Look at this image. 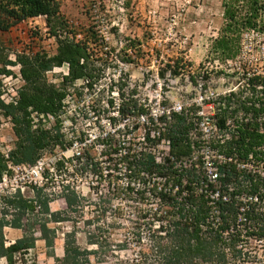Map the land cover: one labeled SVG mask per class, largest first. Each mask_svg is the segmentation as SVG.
Instances as JSON below:
<instances>
[{
    "label": "rangeland",
    "instance_id": "rangeland-1",
    "mask_svg": "<svg viewBox=\"0 0 264 264\" xmlns=\"http://www.w3.org/2000/svg\"><path fill=\"white\" fill-rule=\"evenodd\" d=\"M59 4L61 15L70 25V35L85 45L98 79L91 88L82 80L67 86L68 95L60 112L66 147L42 154L39 162L46 179L39 184V178L32 173L34 165L24 164L12 170L11 186L0 189L13 194L23 188L21 194L33 195L32 185L42 188L51 200L50 211H60L58 217L64 219L47 224L54 232L52 247H46L38 232L39 224L27 214L21 216V228L3 227L5 244L21 237L32 224L35 246L22 256L17 254L15 264H60L57 259L64 254L67 233L75 245L88 252L87 259L79 264H151L153 236L164 232H156L162 222L155 214L158 202L144 189L143 181L161 186L165 178L136 177L130 180L133 189L129 190L119 150L146 147L157 157L166 156L167 133L156 134L163 132V125L154 118L150 121L136 117L137 130L124 129V115L118 105L122 100H135L149 111V117L176 103L185 109L193 105L194 111L212 115L214 96L245 85L253 73L264 76V32L244 30L236 55L226 59L213 50L224 23L222 0H59ZM55 51L56 39L48 33L43 16L21 20L0 31V52L11 61H15L16 53L52 55ZM7 69L12 74H0V87L2 97L10 100L16 97L22 80L18 64L8 65ZM65 73V67H53L46 77L58 86ZM199 95L206 102H201ZM112 118H116L114 125ZM53 123V119L45 121L47 127ZM117 128L120 130L115 132ZM145 132H150L153 139L146 146ZM14 141L10 119L0 115V149H11ZM202 152L199 157L215 159L208 148ZM74 154H79V160H70ZM199 157L193 162L189 157L171 158L168 172H176L168 177L169 186L177 173L182 174L183 186L189 184L191 171L194 176L210 175ZM57 158L64 159V168L49 174L47 168ZM180 168L183 171H178ZM247 169L264 174L262 163H250ZM69 190L77 191L81 197L75 210H67L61 198ZM242 197L241 208H246L248 198ZM6 198L5 194L0 196V218L12 221L17 211ZM259 207L264 209V203ZM259 221L264 224V219ZM244 231L237 245L241 256L229 257L228 261L264 264V238L245 235ZM0 264H7L4 258Z\"/></svg>",
    "mask_w": 264,
    "mask_h": 264
},
{
    "label": "trees",
    "instance_id": "trees-1",
    "mask_svg": "<svg viewBox=\"0 0 264 264\" xmlns=\"http://www.w3.org/2000/svg\"><path fill=\"white\" fill-rule=\"evenodd\" d=\"M222 8L224 23L214 40L213 50L227 59L236 55L238 39L244 30L258 29L264 32V0H222ZM59 9V0H0V31L8 30L21 20L43 16L48 33L56 39V51L52 55L16 53L15 61H11L0 52V74L11 75L7 66L18 64L22 80L15 103L4 102L0 87V115L10 119L15 136L7 157L0 151V177L5 172L11 174L8 164L32 166L45 151H52L56 147L63 150L64 135L60 132L58 116L68 95L67 86L82 80L87 88H91L98 79L85 45L73 40L70 25ZM89 38L92 39H86ZM61 66L66 67V73L60 76L59 85L56 86L48 81L46 73L53 67ZM249 82L251 85L259 83L262 88L258 91L252 87L250 97L243 98V93L239 91L219 100V128H224L229 112L234 114L241 110L249 114L250 119L240 122L230 139L218 145L219 152L232 161L218 165L215 182L208 181L205 175L194 176L191 171L190 185L183 186L182 174L177 173L169 186L168 177L176 172H168L170 159L164 158L162 163H157L151 153L144 151L139 152L136 166L128 167L126 174L129 178H165L161 186L154 181H143L144 189L154 194L158 202L155 214L162 222L156 232H164L163 235L153 236L151 264H231L229 257H240L242 254L237 245L242 240L243 229L245 235L264 238V224L259 221L264 219V209L259 207L264 203V174L239 169L233 163L240 161L264 165V119L257 121L258 117L264 116V77L253 76ZM131 100L128 99L126 103L122 101L119 107L122 114L132 112L127 107H132L135 113L144 111L142 105ZM47 115L54 118V124L50 127L43 121L47 120ZM186 118L183 112L173 113L170 122L166 123L170 155L174 158L188 157L191 153ZM146 139L149 140L148 133ZM128 189L132 190V187ZM30 191L33 195L17 191L5 199L17 211L12 221L0 218V259L4 258L7 264H15L17 254L22 256L34 248L36 237L32 224H29L21 237L6 245L3 227L21 228V216L27 214L29 219H36L34 222L39 224L40 238L49 248L52 247L54 232L48 227V222L64 220L58 217L60 211H50L51 200L42 193V188L31 186ZM215 193L217 196L211 197ZM242 195L245 199L249 198L244 210H241ZM224 196L226 199H223ZM61 198L67 210H75L81 199L75 190L64 192ZM38 215L41 218H37ZM240 216L245 220L238 222ZM69 234L64 241V254L57 260L60 264H79L87 259L88 252L75 245L69 239Z\"/></svg>",
    "mask_w": 264,
    "mask_h": 264
},
{
    "label": "built area",
    "instance_id": "built-area-1",
    "mask_svg": "<svg viewBox=\"0 0 264 264\" xmlns=\"http://www.w3.org/2000/svg\"><path fill=\"white\" fill-rule=\"evenodd\" d=\"M251 30L253 31L254 29H251ZM260 33H263V32H260ZM253 76L264 77L260 74H255V73H253L251 77H253ZM251 77L249 76L247 78V80L244 82L245 85L239 84V86H237V87L229 88L226 91V93H223L222 95H220V94H218L216 96L212 95V96H214L211 99V101L214 104V113L212 115H206L202 111H194L195 109H194L193 105H191L188 109H185L180 104L176 103L171 108L163 107L158 115H153L152 117H149V116H147V115H149V111L144 107V105H142V108L144 109V111L143 112L137 111L136 113L133 112V110L131 109L132 107H127L132 112L131 113L126 112V113H128L127 115L123 114L125 117L123 116L124 123L122 126L124 129H126L130 132H133L134 130H137V123L135 121L136 117H141L143 120L149 119L150 121H153V118H154L155 122L159 121V123L161 125H163V132H157L156 133L158 136H160L161 134H163L165 132V130H166L165 127L167 125L166 123L170 122L172 114L173 113L181 114L183 112L187 117L186 118L187 123H189L187 137L190 141V147H191V153L188 156L190 159V162L191 161L193 162L194 160L198 159V157H199L198 153L202 154L203 148H208L213 153V155H211V156H213L215 159H210L207 156L205 157V156L201 155L199 157V159H200L199 162L201 163L203 168L207 169L210 172V175H207V174L205 175L207 177L208 181L215 182L217 180V177H218V172H217L218 165L225 163V162H231L232 161L231 158H227L223 155L222 152L221 153L219 152V146L218 145L223 143L225 140L230 139L231 134L238 128V125L240 124V122H242V121L246 122L250 119V115L247 113H244L241 110L237 111L234 114L229 112V114L225 117L224 128H219V126L217 124V121H218V116H217L218 108L217 107L219 105V100L221 97H230L232 94H235L239 91H241L243 93L242 94L243 98L250 97L252 87H254L256 90L259 91L262 88V85L259 83L251 85L249 82V79ZM2 96L3 95H1V98L6 103H9V102L15 103V101H16V97H12L10 100H5ZM199 97H200L201 102H206L205 99L201 97V95H199ZM247 104H249V103H247ZM120 105H118L119 111H120V108H119ZM161 117H163L164 119L161 120ZM58 118L60 120V132L64 135V133L62 132V129H61L62 128V123H61L62 121L60 119V114H59ZM46 119L47 120L53 119V121H54V118L51 115H47ZM263 119H264V116L263 117L261 116V117H258L257 121H261ZM47 120L43 119V121H47ZM35 121H36V118H35ZM111 121L114 125V121H116V118H112ZM118 130H120V129L117 128L115 130V132ZM147 133L149 134V140L146 139ZM150 136H151L150 132H145V134L143 135V142L145 143V146L153 140ZM152 136H153V138H155L154 135H152ZM162 142H165V141L162 140ZM166 142H167L168 153L166 156H162V157H157L152 151H150L149 149H146V147H138V149H135L133 147L125 149L123 147L122 150H119V159L122 161L123 166H124V168H123V171L125 172L124 175L127 176L126 173L128 172L127 169L129 166L131 168H134L136 166L135 162L137 161L138 156H139V152H141V151L151 153L154 156L155 161L157 163H162L164 161V158H169L171 161V158H174V157H172L170 155V141L168 138H167ZM64 145L66 147L65 142H64ZM214 146H216V147H214ZM9 150H10V148L0 149V151L2 153H4L6 157H7V153L9 152ZM78 156H79V154H74L70 160H73L75 158L79 160ZM39 160H37V162L34 164V168L32 169V173L35 174L39 178V182H40L39 184H41L43 179H46V178L44 177L45 169H44L42 163L39 162ZM179 160H181V159H179ZM64 163H65V161L62 158L55 159L53 166L50 168H47V172L49 174L50 173L55 174L56 171H60L61 169L64 168ZM233 163L239 169H247V167L250 165V162L242 163L240 161H234ZM167 164H170V162ZM21 166L22 165H18V166L13 165L12 166V165L8 164V168L11 169V171L12 170L14 171L16 168L19 169V168H21ZM194 166H196V163ZM181 169L182 168L178 169V171H180ZM119 170H120V168H119ZM9 176H11V174H9L7 172L2 174V176L0 177V189L1 188H7L8 184H9V186H11ZM128 180H129V182H127V187H131L130 185L132 184V182L130 180H134V178L128 177ZM34 186H36V185H34ZM132 189H133V187H132ZM20 190L23 191V188H20ZM16 191H18V190H16ZM4 194L6 195V197L12 195L10 193L6 194V193L0 191V196L3 197ZM214 196H217V193H215L211 197H214ZM223 199H226V197L224 196ZM241 210H244V209L241 208ZM239 220L243 221L245 219L242 216H240Z\"/></svg>",
    "mask_w": 264,
    "mask_h": 264
}]
</instances>
